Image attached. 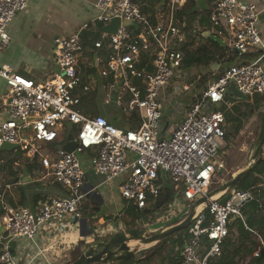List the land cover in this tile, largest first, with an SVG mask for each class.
Segmentation results:
<instances>
[{"label": "built area", "instance_id": "built-area-1", "mask_svg": "<svg viewBox=\"0 0 264 264\" xmlns=\"http://www.w3.org/2000/svg\"><path fill=\"white\" fill-rule=\"evenodd\" d=\"M30 1L0 0L1 49L11 43L8 26L26 11ZM161 1L160 10L151 16L143 11L141 0H97L92 22L55 41L58 73L46 83L36 84L10 67H0V77L10 88L8 120L0 124V156L4 144L18 145L29 164L37 165L38 182L59 185L64 192L61 197L39 202L34 210L10 205L5 195L11 187L3 183L0 159V224L4 229L0 264H21L23 259L13 252L18 253V246L12 243L16 246L27 241L39 249L37 241L42 236L55 237L70 223L84 222L89 204L102 196L101 186L88 185V168L104 178L102 187L118 185L126 205L139 210L148 208L153 198L158 199L164 189L161 182L171 179L179 196L170 206V214L207 197L217 171L225 169L219 155L227 136L220 105L232 84L249 100L264 95V41L258 7L243 0L216 3L210 15V33L220 46L237 51L239 57L255 56L250 63L227 67L203 90L184 121L164 136L161 97L168 86L173 87L177 71L184 66L185 54L172 46L177 45L174 39L182 42L175 21L189 0ZM116 19L120 21L117 30H100V38L93 44L98 53H108L107 61L98 56L82 66L89 49L84 32L104 28ZM125 21L129 25H124ZM92 68L96 72L87 74ZM86 75L90 78L84 82ZM98 88L104 106L125 117L136 116L139 127L120 129L107 116L81 112L82 96ZM189 88L185 86V90ZM215 104L216 110L208 109ZM226 104L232 106L229 101ZM71 134L77 149L67 152L64 147ZM53 145L56 150L50 148ZM262 177L264 180V173ZM263 188L264 182L246 190L233 188L225 203L213 200L204 206L189 227L182 264H211L221 257L231 222L243 221V211L250 204L263 208ZM36 253L29 264L38 257L46 259V251Z\"/></svg>", "mask_w": 264, "mask_h": 264}, {"label": "crops", "instance_id": "crops-1", "mask_svg": "<svg viewBox=\"0 0 264 264\" xmlns=\"http://www.w3.org/2000/svg\"><path fill=\"white\" fill-rule=\"evenodd\" d=\"M96 1L97 0H31L26 11L18 14L8 26V33L11 37V43L6 49L0 48V67H10L21 77L27 80H32L36 84H43L49 81L58 73V63L56 59L57 46L55 41L58 38L70 37L71 35L81 31L84 25L92 22L96 16V8H95ZM157 1L158 0H151L146 2L145 0H141V2L144 5L143 11L146 14L154 16L156 11L160 10L159 8L160 5H157V3L154 4V2ZM218 1L219 0H207L209 7L206 8L207 10H203L202 7L200 6L199 0H189L187 6L184 7L181 11H179L182 12L183 15H178L179 14L178 12L176 16L175 25L176 27L180 28L179 38L182 39V42H179L178 39L173 40L174 44L175 43L177 44L176 45L177 50L183 52V50L185 49L188 52H195L200 46L204 45L206 39L213 38L216 41L217 38L210 33V31L212 30L210 23V15ZM243 1L254 3L257 5L258 11L260 13L261 37L264 41V0H243ZM100 30H102L101 27L94 28L90 32L87 31L90 33L89 37L87 38L88 39L87 44L89 49L84 54V58L82 60V66L85 65L88 60L89 61L92 60L93 59L92 57L96 58L99 56L102 57L104 61H107L108 53L106 51H100L98 53V51H95L93 49V44L95 43L94 37L99 35L98 32ZM194 67L196 66H193V68ZM218 67L219 65L210 64L209 67L205 68V70L210 72H216ZM199 68L201 69V67ZM213 77H216V75H214ZM9 91L10 90L9 87L7 86L6 81L0 77V124L8 120L6 108H7V104L9 103V99L7 98ZM103 112L104 114H107L105 116H107L108 118H113V123L115 124V126L118 124V121L122 119L119 117V115H122V117L126 119L125 121L121 120L122 122H125V126H126V128H122V129L131 128V124L129 123V117H125V115L122 114L120 111H117L116 109H113L110 106H103ZM187 114L184 116V118H182L181 121L176 123H172V121H166V122L164 121L163 122L164 136H169L171 132L184 121ZM226 146H227V142H226ZM262 157L264 159V146L262 149ZM30 168L33 169V172H36L38 170V168L29 164V168L28 169L25 168L26 172L24 169H22L23 172L18 177L16 176V174H13L10 171L5 170L3 172L4 185H10L11 187L10 190H8L7 194L10 195L11 199L16 201L15 203H13L9 199H7V202L10 205L12 206L20 205L19 203L23 199L25 200V197H23L24 195L23 183H21V180L19 179L24 177L25 175H28L31 179L30 182H33L29 172ZM90 172L92 171L88 168L87 170L88 185L94 187H99V186L102 187L103 181L101 183H97L96 181H94L90 177ZM108 188H110L113 191L117 190L119 194V198L118 197L115 198V196L113 197V194H111V197L108 200L107 198H105V195L100 192L102 196L99 197L96 201L95 200H93V202L91 201L92 202L91 204L94 205V209H97V211L95 212L92 210L94 214H92V211H89L88 215L92 214L96 217L98 212L100 211V207L104 206L106 203H108L107 205L108 207L111 206L113 207L114 205L117 206L119 213H122L124 211L126 204L123 203V199L121 197L118 185H114L112 188L111 187ZM41 201H44V199ZM38 204L39 203H35L33 201V203L30 204L29 208L32 209L34 206L36 207ZM98 205L100 206L98 207ZM243 217H244V212H243ZM89 226H90L89 220H85L84 222H82L80 225L81 232H82V228H83V232H82L83 234L85 232L84 230L89 231L87 229ZM54 238L55 237H45V236L39 238V240L37 241V244L39 245V249H37L27 241L21 242V244H16L15 247L18 246L17 256L23 259L22 264L25 263L29 264L31 260L34 258L35 253L38 251H46V259L50 257L51 253L54 255L55 253L59 254L60 252H64V250L56 251L57 249H55L54 245H56V243L59 240L57 239V241H55ZM229 241L231 242V245H229L228 247V242H227V249H228L227 253L230 254L231 257H233L237 253V250L240 248L243 242L242 240L239 239V234L236 228L232 230V234L229 237ZM81 242L82 240L72 250H70V247L68 246L64 254L68 255L69 252H71L72 254V252L79 247ZM124 242L127 245H129V243L126 240H124ZM263 243L264 242H262V244ZM115 245L117 246V248L121 249V246L118 244L117 241ZM91 246H96V244L95 243L91 244L88 247ZM145 247L150 248L152 246H145ZM141 248L144 247L142 246L140 248L132 249V250L134 252L136 251L147 252L148 250L146 249L145 251V249H141ZM48 249H50V251H48ZM52 249L53 251L51 252ZM260 252L258 253V256H261ZM31 253H33V256L31 255ZM243 254L244 253H241L240 257H243ZM254 257L257 256L254 255ZM141 259H145V258L144 257L139 258L138 260ZM118 260L119 259L114 261L110 260L111 262L109 263L122 264L119 263ZM36 261H41L40 257H38ZM161 261H165L167 263L168 259L165 260L164 257L161 259ZM250 261H252V258L248 257L246 262L245 263L241 262V264H249ZM35 262L33 264H35ZM174 263L175 262H171L169 264H174Z\"/></svg>", "mask_w": 264, "mask_h": 264}, {"label": "rangeland", "instance_id": "rangeland-1", "mask_svg": "<svg viewBox=\"0 0 264 264\" xmlns=\"http://www.w3.org/2000/svg\"><path fill=\"white\" fill-rule=\"evenodd\" d=\"M146 2L151 0H145ZM200 6L203 10H207L209 7L207 0H199ZM162 5L163 1L159 0L154 2V4ZM173 49L177 50L175 45L172 46ZM94 58V57H92ZM245 62L250 63L252 59H244ZM241 62V61H239ZM227 66L218 67L216 72L206 71L205 67L199 68L196 66L188 67L185 63L182 69L177 71L176 76L173 80L175 82L173 87L168 86L162 94L161 103L163 107V111L165 113L164 121H172V123H176L182 120L184 116L188 113L189 109L198 102V97L203 92V89L199 87L201 85L202 79L207 78V83H213L214 75H219L222 71L226 70ZM214 74V75H213ZM209 83V84H210ZM188 85L190 90H185V86ZM10 90V88H9ZM10 92V91H9ZM226 101H229L232 106L226 104ZM225 103L221 104L219 110L225 116V124L223 126L224 130L227 133L226 142L227 146L220 150L219 155L222 160L225 162V169L222 171H217L213 184L210 188V192L219 188L222 184L229 181L236 173L245 169L248 164L251 162V158H253L256 144L259 140L262 127H263V117H264V95H258L253 100L244 99L236 96H228L226 98ZM120 121L116 125L119 128H126L125 121L126 119L119 115ZM47 153V152H44ZM0 159L3 160V164L1 165V170L4 172L5 170L16 174L18 177L22 174L25 168H29V161L26 159V156L23 152L17 150L12 152H2ZM26 172V170H25ZM30 175L32 177V181L30 184H23V191L25 194V206L28 209L30 204L33 203L35 195H41L44 200H49L52 198H58L63 196V190L59 185H48L45 182L39 181L41 177L39 176V172H33V169L30 168ZM90 177L96 181L97 183H101L104 181V178L96 177L92 172H90ZM14 178V177H13ZM92 180V181H93ZM12 181V180H11ZM250 183L249 179L239 183L236 188L238 190H242L243 188H248ZM161 184L165 187V189L173 190L175 193V198L179 196L178 193L175 192V184L169 179L165 182H161ZM113 186H111L112 188ZM100 192L105 195V198L108 200L113 194L119 198V194L117 190H111L110 188L103 186L100 188ZM5 199H9L11 202L15 203L16 201L10 198L9 194L5 195ZM157 199L153 198L151 201L155 203ZM122 201V200H121ZM123 203L126 204L127 201L123 200ZM22 205L21 203H19ZM106 203L104 206L100 207V211L97 216H87L85 220H89V227L87 228L91 233L82 228V232L79 224L70 223V227L65 231H60L58 234H55L54 240H59L55 246V249L64 250V252H60L59 254L55 253L54 255L51 253L50 257L45 259L41 258V261H36L35 264H70L72 263V254L71 252L68 255L64 254L68 246L70 250H72L79 242H85V246L80 249L82 250V255L88 251L90 247L87 245H91L93 243L99 242L101 244V248L99 252L103 251L105 253V257L111 261L121 260V259H132L135 256V253L129 245H127L123 239L115 237L118 234H128L132 229H141L145 227L147 224L157 223L168 221L171 217L177 215L180 211L174 213H163L161 211L152 212L150 215H143L141 218H138L136 222L133 214L131 216H127L118 212L117 206H107ZM100 205H98L99 207ZM89 207L92 208L89 211H92L94 205L89 204ZM127 207V205L125 206ZM259 207V205H258ZM110 208V209H109ZM154 208V207H153ZM88 214V213H87ZM162 214L159 218L158 216ZM238 223L235 221L231 222V231L237 227ZM82 233V236H81ZM89 236V237H83ZM189 237V229L181 230L174 235L170 236L167 239L168 249L165 251L164 256L156 257L153 259L151 263L146 261L131 262L128 260H124L121 262L122 264H169L178 259V254H180L184 249V243ZM118 238V239H117ZM116 241L121 246V249L117 248L115 245ZM208 242L207 239L204 242ZM81 242V243H82ZM15 243H12L13 247ZM148 245V246H154ZM99 244H96V247ZM141 249H150L146 248ZM147 250V251H148ZM263 249H261L262 251ZM50 251V249H48ZM53 249L51 250V252ZM238 251V250H237ZM40 252V251H39ZM55 252V251H54ZM3 253V245L0 243V257ZM36 254V253H35ZM71 254V255H70ZM33 256V253H31ZM95 255V254H93ZM35 256V255H34ZM68 256V257H66ZM147 258V252H143L139 258ZM165 257V260L168 259L167 263L165 261H161L162 258ZM248 258V257H247ZM68 262V263H67ZM74 262V261H73ZM246 262V261H245ZM244 262V263H245ZM251 261L249 262V264ZM22 264V262H21ZM26 264V263H25ZM103 264V263H102ZM111 264V263H109Z\"/></svg>", "mask_w": 264, "mask_h": 264}, {"label": "trees", "instance_id": "trees-1", "mask_svg": "<svg viewBox=\"0 0 264 264\" xmlns=\"http://www.w3.org/2000/svg\"><path fill=\"white\" fill-rule=\"evenodd\" d=\"M178 14V13H177ZM178 15H183L182 12H179ZM100 27V26H99ZM90 32V31H89ZM89 32H84V39L86 41V44L88 42V37L90 35ZM100 38V35H97L94 37L95 42L98 41ZM185 54V61L184 63L188 66H199V67H209L210 64H215L219 65V67L227 66L229 67L230 65H233L235 63H240L239 61H243L245 58L246 59H252L255 55H248L243 58L239 57L238 54L235 51H230L225 47L220 46V44L215 41L213 38H208L205 40L204 45L200 46L195 52H188L185 49L183 50ZM225 70L222 71L218 76L214 77L212 81H216L218 78H220L224 74ZM90 78L89 75L85 76L84 82H87L88 79ZM210 83V82H209ZM207 83V78L202 79L201 85L199 87L201 89L207 87L209 85ZM102 90L97 89L93 92H89L85 95L82 96V103L80 106V111L83 112L86 115L90 116H105L107 114H104L103 112V104H101V98H102ZM202 96L199 95V97ZM109 121L111 124L115 125L113 123V118H109ZM129 123L131 124L132 129H137L140 125V120L136 118V116L129 118ZM53 150H56V146L53 145L50 147ZM31 165V164H30ZM37 165H35L36 167ZM37 168V167H36ZM263 173H264V159L262 157V152L260 153V156L258 158V161L256 162L253 170L251 173L245 177L243 181L246 179L250 180V183L248 185V188H243V190L246 189H251L255 186H258L259 184L263 183ZM261 195L263 197L264 201V188L262 189ZM25 197V194L23 195ZM44 199V198H43ZM41 195H37L34 197V202L39 203L41 200H43ZM26 200V199H25ZM25 200L23 199L20 203L25 205ZM175 193L173 190L170 189H164L162 190L161 195L158 197V199L154 202L151 203V205L144 209V210H139L136 206L134 205H129L125 207L123 214L127 216H131L133 214L136 222L138 218H141L143 215H150L152 212L156 211H161L164 214L168 212L170 206L175 202ZM35 207V206H34ZM34 207L31 210H34ZM154 207V208H153ZM93 211H97V209L93 208ZM92 211V214H94ZM244 217L245 219L242 220H236L235 223L237 224L236 230L239 234V239L242 240V244L240 248L238 249L237 253L231 257L230 254H228V249H227V242H228V247L231 245V242L229 241V238L226 240V243L224 244L223 247V252L221 257L214 259L211 264H241V262H245L247 260V257H251L252 261L250 264H264V256H257L254 257L255 254H258L261 249L264 248V205L262 209H259L258 205L253 203L248 205L244 209ZM89 213V212H88ZM263 213V214H261ZM89 216H93V215ZM88 214L85 215L87 217ZM162 214H160L158 217L160 218ZM232 226L230 227V235L232 234L231 231ZM144 227L141 229H132L128 234H118L115 237H118L120 239H125L129 245L132 244L133 242H136L132 240V234L135 231H140L144 232ZM145 233V232H144ZM146 234V233H145ZM230 237V236H229ZM117 238V239H118ZM85 242L80 243L79 247L75 249L72 252V259L73 261H76L82 256V248L85 246ZM94 244V243H93ZM99 248H101L100 243ZM89 246V245H87ZM81 247V249H80ZM168 249V244L167 240L163 241L161 243L155 244L152 248H150L147 251V258L146 259H141L139 261L143 262L146 261L148 263H151L153 259L156 257H162L165 253V251ZM14 255L17 256V251L13 250ZM146 253V252H145ZM182 253V252H181ZM178 254V259H176L174 264H182L181 259L182 255ZM243 254V257H240V254ZM143 254V252H137L135 253L134 258L132 259H121L118 260L119 263L123 262L124 260H128L131 262H136V260L139 259L140 255ZM239 258V259H238ZM111 261H108L106 263H109Z\"/></svg>", "mask_w": 264, "mask_h": 264}, {"label": "water", "instance_id": "water-1", "mask_svg": "<svg viewBox=\"0 0 264 264\" xmlns=\"http://www.w3.org/2000/svg\"><path fill=\"white\" fill-rule=\"evenodd\" d=\"M124 25H129V22L125 21ZM119 26H120V21L116 19L110 25L102 28V32L114 33ZM90 72L95 73L96 68L88 69L87 74H89ZM230 95L247 99L238 91V89L235 87L234 84H232L230 87V93L228 94V96ZM217 108L218 105L216 104L212 106H208V109L211 110H216ZM73 140H74V136L71 134L68 137L69 143H67L64 147L65 151L74 152L77 149V144ZM263 146H264V117H263L262 131L259 140L256 144L254 156L253 158H251V162L248 164V166L245 169L236 173L229 181L225 182L219 188L210 192L207 195V197L195 201L192 205H187L183 210H181L177 215L171 217V219H169L168 221L151 224L148 227V230L150 233L153 234L152 236L147 237L144 232L142 233L140 231H135L131 236L132 240L140 243L141 246L143 245L148 246V245L161 243L167 240L170 236L174 235L175 233L181 230L188 229L192 225L196 215L201 211V209L204 206H208L210 201L219 200L221 203H225L229 199V195H227L228 191L233 188H236V186L239 183H241L242 180L251 173L256 162L258 161ZM18 149H19L18 145L4 144L1 151L12 152V151H17ZM19 180H21V183L23 184H28L31 181L28 175H25ZM3 230H4L3 226L0 224V240L3 235ZM92 234L93 233H91L90 235ZM89 236H83V237H89ZM99 249H100L99 246L97 247L91 246L88 249V251L84 253V255H82L79 259H77L76 261L70 264H102V263L106 264V262L110 260L105 257V253L103 251L99 252ZM95 253L96 255H93ZM260 255L264 256V249L260 252Z\"/></svg>", "mask_w": 264, "mask_h": 264}, {"label": "bare ground", "instance_id": "bare-ground-1", "mask_svg": "<svg viewBox=\"0 0 264 264\" xmlns=\"http://www.w3.org/2000/svg\"><path fill=\"white\" fill-rule=\"evenodd\" d=\"M131 249H137L142 247L140 243L138 242H133L132 244L129 245Z\"/></svg>", "mask_w": 264, "mask_h": 264}, {"label": "flooded vegetation", "instance_id": "flooded-vegetation-1", "mask_svg": "<svg viewBox=\"0 0 264 264\" xmlns=\"http://www.w3.org/2000/svg\"><path fill=\"white\" fill-rule=\"evenodd\" d=\"M151 224H149V226H150ZM148 225H145V227H144V232L146 233V235H147V237H150V236H152L153 234L152 233H150L149 232V230H148V227H149ZM95 255H96V253H95Z\"/></svg>", "mask_w": 264, "mask_h": 264}, {"label": "clouds", "instance_id": "clouds-1", "mask_svg": "<svg viewBox=\"0 0 264 264\" xmlns=\"http://www.w3.org/2000/svg\"><path fill=\"white\" fill-rule=\"evenodd\" d=\"M183 210V209H182ZM85 221V220H84ZM151 224H153V223H151ZM149 226V225H148ZM189 229V228H188ZM166 241V240H165Z\"/></svg>", "mask_w": 264, "mask_h": 264}]
</instances>
